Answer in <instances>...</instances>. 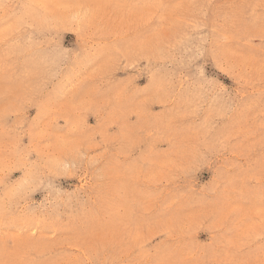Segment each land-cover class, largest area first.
<instances>
[{"label":"rangeland","instance_id":"obj_1","mask_svg":"<svg viewBox=\"0 0 264 264\" xmlns=\"http://www.w3.org/2000/svg\"><path fill=\"white\" fill-rule=\"evenodd\" d=\"M0 264H264V0H0Z\"/></svg>","mask_w":264,"mask_h":264}]
</instances>
